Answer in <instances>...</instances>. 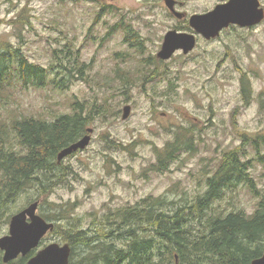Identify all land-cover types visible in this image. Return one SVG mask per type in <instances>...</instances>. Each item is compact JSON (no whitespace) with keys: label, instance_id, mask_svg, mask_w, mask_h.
<instances>
[{"label":"rangeland","instance_id":"rangeland-1","mask_svg":"<svg viewBox=\"0 0 264 264\" xmlns=\"http://www.w3.org/2000/svg\"><path fill=\"white\" fill-rule=\"evenodd\" d=\"M218 1L184 0L182 10L202 11ZM177 23L163 0H0V40L20 44L30 60L45 67L58 63L59 55L66 60L62 50L68 46L90 67L87 79L74 78L64 90L19 87L14 101L0 108L6 120L14 112L52 121L70 113L72 101L83 103L84 114L91 112V141L64 159L69 174L40 197L44 208L74 203L80 228H95L110 210L143 198L185 204L206 191L223 154L243 146L241 133L264 134V20L162 60L163 38ZM128 26L142 39L141 50L125 40ZM126 106L130 113L124 119ZM182 129L194 147L168 169L153 170L158 152ZM243 149L244 161L252 159L249 177L258 194L241 182L215 203L217 211L252 213L264 194V163L255 159L250 143ZM36 195L31 189L23 193L15 213ZM3 227L8 233V225Z\"/></svg>","mask_w":264,"mask_h":264},{"label":"trees","instance_id":"trees-1","mask_svg":"<svg viewBox=\"0 0 264 264\" xmlns=\"http://www.w3.org/2000/svg\"><path fill=\"white\" fill-rule=\"evenodd\" d=\"M102 7L104 10L105 5ZM124 29L125 40L141 50L139 34L130 26ZM65 47L62 52L66 60H60L59 55L58 63L45 67L30 60L20 44L0 40V108L14 101L19 87L51 85L64 90L74 78L87 79L88 64L81 60L78 50ZM147 61L143 59L142 63ZM242 88L245 94L249 92L244 78ZM82 106L72 101L71 112L52 121L18 117L14 112L8 120L0 117V236L3 225H8L19 210L17 201L23 193L35 190L37 195L30 201H40L67 178L70 168L58 163L57 155L85 134L91 112L84 114ZM92 106L97 107L96 103ZM184 131H178L174 140L158 152L153 170L168 169L183 151L194 147L192 139L184 140ZM241 137L243 146L223 154L215 172L207 178L206 191L185 204L143 198L135 205L110 210L95 228H80V217L72 214L74 203H48L55 206L48 209L40 201V214L55 222L52 235L70 244V264H251L264 253V194L252 213L244 209L217 211L215 206L227 190L241 182L258 192L249 177L252 159L244 161L247 152L243 147L250 143L255 159L264 163V134L250 137L241 133ZM35 252L5 263L0 250V264H25Z\"/></svg>","mask_w":264,"mask_h":264},{"label":"water","instance_id":"water-1","mask_svg":"<svg viewBox=\"0 0 264 264\" xmlns=\"http://www.w3.org/2000/svg\"><path fill=\"white\" fill-rule=\"evenodd\" d=\"M227 3L218 4L213 10L205 14H193L190 17V25L206 38L216 37L221 30L230 24H237L242 27H252L259 24L264 19V8L261 7L260 0H255V9L238 5H233L228 9ZM167 4L172 6L169 0ZM179 17L180 13H176ZM196 45L193 34H187L171 30L166 33L162 49L158 53L163 60L170 59L176 50L183 49L185 53L190 52ZM130 107L126 106L123 118H128ZM93 128L87 129V134L76 142L64 147L58 153V162H62L66 157L85 149L91 141ZM39 201H34L23 210L15 213L9 225L8 234L0 237V249L4 252V262L16 259L18 256H26L32 249L39 246L40 241L46 233L54 228V223L44 219L38 213ZM71 246L68 243H50L45 248L39 250L25 264H70ZM251 264H264V253L253 259Z\"/></svg>","mask_w":264,"mask_h":264},{"label":"flooded vegetation","instance_id":"flooded-vegetation-1","mask_svg":"<svg viewBox=\"0 0 264 264\" xmlns=\"http://www.w3.org/2000/svg\"><path fill=\"white\" fill-rule=\"evenodd\" d=\"M164 3H165V8L167 10V12L169 13V15L174 19H178V23L177 25H175L172 29H170L169 31L171 30H176L177 32H182V33H187V34H193L195 36V39H196V45L194 47V49L199 45L200 41L205 39L207 41H212V40H215L217 38H219L223 33L224 31L228 30V29H232V28H235V27H241V28H251V27H242V26H239L237 24H230L228 27H225L221 30L220 34L216 37H212V38H206L205 36H203L201 33L197 32L191 25H190V17L193 15V14H205L207 12H210L211 10H213L218 4H224V3H227L229 0H219L218 2H216L212 7L210 8H207L202 10V11H196L194 13H189L188 11H185V10H182L183 6H184V0H169L170 3H172V6H169L167 4V0H163ZM260 3H261V7L264 8L263 4H262V1L260 0ZM180 13L181 16L179 17L176 13ZM253 27V26H252ZM168 31V32H169ZM165 38V36H164ZM164 38H163V41H164ZM163 44V43H162ZM161 49H162V45H161ZM193 49V50H194ZM191 50V51H193ZM190 51V52H191ZM160 52V51H159ZM158 52V53H159ZM189 53V52H188ZM188 53H185L183 49H178L175 51V53L173 54V56L175 54H182V55H188ZM52 234V233H51ZM51 234H49L51 236ZM47 237L48 235H46L44 238H43V241L41 243V246L37 249L38 251L45 248L46 246H48L50 243H54V242H60L57 237L54 236V239L50 240V241H47ZM37 251V252H38ZM37 254V253H35ZM34 256V255H33ZM30 258V257H29Z\"/></svg>","mask_w":264,"mask_h":264},{"label":"snow or ice","instance_id":"snow-or-ice-1","mask_svg":"<svg viewBox=\"0 0 264 264\" xmlns=\"http://www.w3.org/2000/svg\"><path fill=\"white\" fill-rule=\"evenodd\" d=\"M227 2V0H226ZM233 5H238L241 8L247 7L251 10L255 9V0H232L231 3L228 5V9H225V11L231 10L233 8Z\"/></svg>","mask_w":264,"mask_h":264},{"label":"bare ground","instance_id":"bare-ground-1","mask_svg":"<svg viewBox=\"0 0 264 264\" xmlns=\"http://www.w3.org/2000/svg\"><path fill=\"white\" fill-rule=\"evenodd\" d=\"M50 188V187H49Z\"/></svg>","mask_w":264,"mask_h":264}]
</instances>
